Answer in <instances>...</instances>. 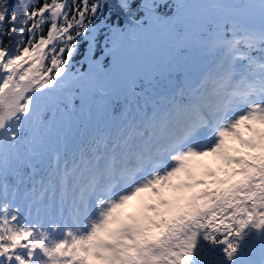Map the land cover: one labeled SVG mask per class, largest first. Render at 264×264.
<instances>
[{
    "label": "snow or ice",
    "instance_id": "obj_1",
    "mask_svg": "<svg viewBox=\"0 0 264 264\" xmlns=\"http://www.w3.org/2000/svg\"><path fill=\"white\" fill-rule=\"evenodd\" d=\"M0 264H264V0H0Z\"/></svg>",
    "mask_w": 264,
    "mask_h": 264
},
{
    "label": "trees",
    "instance_id": "obj_2",
    "mask_svg": "<svg viewBox=\"0 0 264 264\" xmlns=\"http://www.w3.org/2000/svg\"><path fill=\"white\" fill-rule=\"evenodd\" d=\"M17 3V0H12V4L15 6Z\"/></svg>",
    "mask_w": 264,
    "mask_h": 264
}]
</instances>
